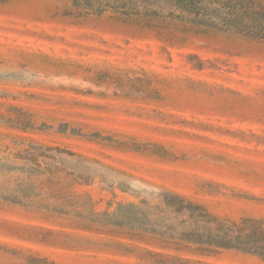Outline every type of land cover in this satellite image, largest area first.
I'll use <instances>...</instances> for the list:
<instances>
[{"label":"rangeland","instance_id":"rangeland-1","mask_svg":"<svg viewBox=\"0 0 264 264\" xmlns=\"http://www.w3.org/2000/svg\"><path fill=\"white\" fill-rule=\"evenodd\" d=\"M167 12V0H133ZM0 0V264H264L163 247L173 195L264 221V41Z\"/></svg>","mask_w":264,"mask_h":264},{"label":"trees","instance_id":"trees-1","mask_svg":"<svg viewBox=\"0 0 264 264\" xmlns=\"http://www.w3.org/2000/svg\"><path fill=\"white\" fill-rule=\"evenodd\" d=\"M70 3L69 14L86 17L104 14L110 20L156 30L211 37L236 36L264 41V0H167L174 9L167 12L140 9L133 0H62ZM175 215L179 231L157 234L165 248L178 252L209 255L217 249H235L264 261V221L242 218L238 222L210 215L200 204L173 195L164 200ZM159 264H200L188 259L160 255Z\"/></svg>","mask_w":264,"mask_h":264}]
</instances>
